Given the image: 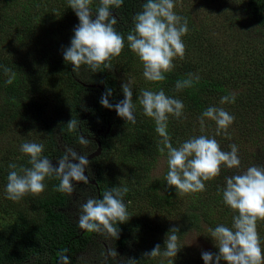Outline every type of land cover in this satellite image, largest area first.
I'll use <instances>...</instances> for the list:
<instances>
[{
	"label": "trees",
	"instance_id": "trees-1",
	"mask_svg": "<svg viewBox=\"0 0 264 264\" xmlns=\"http://www.w3.org/2000/svg\"><path fill=\"white\" fill-rule=\"evenodd\" d=\"M28 1L0 0V132L7 128L10 129L8 132L12 131L15 126L18 129L25 128L20 125V120L25 119L27 126L30 123L37 129L35 143L44 146L42 157L48 159L64 158L58 136L65 146L79 145L81 137L89 139L88 145L93 149L100 142V155L86 164L87 177L95 183L83 180L78 183L79 187L86 190L84 202L89 198L102 199L104 192L113 187L128 188L122 197L124 202L129 203L130 199L136 198L145 201L144 204H137L139 207L134 212L126 203L130 219L125 223L113 224L117 231L120 230L118 238L113 236L114 246L127 253V259L118 260L112 256L102 264H161L162 261L168 264L169 260H172V264H191L193 258L184 252L179 241L180 251L176 257L161 255L152 258L143 254L150 252L157 244L163 252L166 234L172 227L179 228L176 233L178 238L187 230L202 232V223H207L206 232L218 225L229 227L231 223L232 227L233 217L238 213L224 203L223 190L226 188V179L237 172L231 170L229 175L228 169L226 174L204 181V191L188 193L167 186V161L162 174L150 176L149 164L157 159V155H167V149L163 153L160 151L163 138L156 132L154 119L144 114L142 105L138 103L139 96L142 90L158 92L163 89L167 96L183 102L182 116L177 118L169 114L167 121L166 131L173 147L178 148L188 139L204 135L227 142L228 146L221 148L222 151H231L230 146L233 144L238 149V133H228L226 129L217 135L213 133V129H217L214 121L205 119L203 130L200 124L202 113L207 108L224 109L228 103L230 107L233 105L237 108L228 112L234 119L240 116L242 123L248 122V125L244 123L247 127L241 133L252 140L256 130L264 134V0L234 2L241 9L233 14L231 20L236 24L234 31H237L239 37L238 48H242L235 56L245 55L244 61H249L250 67L237 64L236 70L230 71V75L224 78L223 75L218 77L214 73H204L198 69L195 61L183 56L173 64L170 72L164 73V81L144 80L134 84L132 102L138 108L134 106L135 123L120 118L114 109L103 107L100 100L108 88L112 89L109 103L115 105L124 99L116 74L140 61L130 49L127 35L133 32L134 17L142 11L146 0H123L119 8L110 9L117 19L114 27L124 37L121 54L106 61L111 67L101 65L93 71L89 66L81 65L75 72L70 62L63 59V49L70 46L74 29L79 24L68 0H58L61 2L58 12L48 8L45 14L32 11V5L26 4ZM36 1L32 0V3ZM5 7H10L9 12L2 11ZM14 7H21L25 12L22 16L24 18L20 17L25 23L20 30L23 36L28 32L27 21L31 20L54 29L48 31L53 38L47 36L51 41L40 46L39 56L34 59L28 57V52L21 54L18 43L3 35L4 30L18 25L15 22L19 21L20 15L18 11L14 13ZM99 7L100 0H92L93 15ZM245 20H249V23H245ZM250 20L255 28L252 31L258 32L260 36V43H250L248 37L251 34L244 29V26H251ZM202 33L208 31L203 28ZM235 50L231 48V51ZM5 67L15 73L11 84L6 83L11 73L5 74ZM189 74L192 75L193 86L178 91L177 81L189 78ZM197 76L198 82L195 81ZM42 88L47 91L42 92ZM231 94L235 95V101L222 104L221 98ZM13 117H17L16 122ZM197 117L200 118L197 120ZM182 118L185 119L184 123ZM69 120L76 121L72 130L68 127ZM193 120H197L199 127H193ZM252 127L251 133L249 130ZM209 132L215 135L210 136ZM260 139L264 141V135H260ZM29 159L28 155L17 148L11 149L8 154H0L2 190H6L8 174L13 170L9 165L15 164L16 170L31 167ZM118 163H126L122 174L117 172ZM112 169L115 174L110 173ZM43 183V192L28 193L25 198V204H29L27 207H23L25 204L19 202L21 200L13 202L3 194L4 217H8V220L0 224V264H82L79 255L88 247L92 231L78 228L77 221L66 210L70 196L67 192L56 190L60 183L56 173L46 177ZM135 206L132 203V207ZM175 213L179 221H170L168 215L175 216ZM259 221L258 226H261L263 233V236H259L260 242H264V220Z\"/></svg>",
	"mask_w": 264,
	"mask_h": 264
},
{
	"label": "clouds",
	"instance_id": "clouds-1",
	"mask_svg": "<svg viewBox=\"0 0 264 264\" xmlns=\"http://www.w3.org/2000/svg\"><path fill=\"white\" fill-rule=\"evenodd\" d=\"M70 8L78 17L79 24L74 29V36L70 46L63 49L64 61L70 62L72 71H77L81 65L89 66L93 71L103 65L111 67L106 61L119 56L124 48V37L120 35L114 25L117 24L115 16L111 15V8H119L123 0H100L95 19L90 8L92 0H68ZM173 0H146L142 11L134 17V29L127 35L130 49L143 63V75L146 80L160 82L165 80L164 73L170 72L174 65L173 59L183 58L185 45L182 41L187 31V22L181 23L182 18L173 11ZM5 74L11 73L6 83L11 84L15 73L5 67ZM199 81V77H195ZM192 75L179 80L176 89L182 90L193 86ZM121 89L124 99L115 105L109 103L112 89H106L100 103L103 107L114 109L117 115L125 121L135 123L133 92L130 82L122 83ZM235 95L224 96L221 103L234 102ZM139 103L144 114L154 119L156 132L163 138V153L167 149L168 172L166 184L174 187L181 193L199 192L205 190L204 181L211 180L221 172V166L228 168L239 167L238 149L231 145V151H222L215 138L204 135L193 137L183 142L178 148L173 147L167 129L169 114L179 118L183 114L184 104L165 94L163 89L158 92L142 90ZM205 119L212 120L217 125L216 134L234 121V117L223 108L209 107L200 118L203 130ZM76 121L69 120L68 127L72 130ZM89 139L81 137L80 143L87 145ZM44 146L34 142L24 143L21 151L30 157L28 163L31 167H21L16 170L15 164H10L13 169L9 172L6 184L7 198L19 201L25 194H38L44 191L43 181L46 177L56 173L60 183L56 189L59 192L71 193L73 180L86 181L83 165L88 163L87 156H76L77 163L73 164L64 160L59 161L54 167L51 161L42 157ZM75 155V154H74ZM128 192L127 187H113L105 191L102 199L89 198L80 206L81 215L79 225L89 231L106 230L118 238L119 231L113 224L125 223L128 217L126 204L122 197ZM224 203L238 215L233 217L232 227L218 225L209 229L211 239L216 241L218 253L203 252L204 264H264V251H262L260 237L257 232V221L264 220V167L251 166L244 173L233 175L226 179V188L223 190ZM178 227H172L164 240L165 250L161 252L159 244L150 252H145V257L157 256L176 257L179 250ZM118 255L114 250L110 253ZM163 264V261L161 262ZM172 264V260L168 261Z\"/></svg>",
	"mask_w": 264,
	"mask_h": 264
},
{
	"label": "rangeland",
	"instance_id": "rangeland-1",
	"mask_svg": "<svg viewBox=\"0 0 264 264\" xmlns=\"http://www.w3.org/2000/svg\"><path fill=\"white\" fill-rule=\"evenodd\" d=\"M237 0H173L174 2V13L182 18L181 23L184 21L187 22V33L182 36V41L185 45V53L184 57H189L193 61L198 64V69L203 71L204 73H209L210 75L216 74L218 77L230 75V71H235L237 64L242 66L250 67L251 63L249 61H244L245 55L235 56L238 51L242 48L239 44V37L237 35V31L235 29V23L231 20L233 14L240 10L241 8L236 7L234 2ZM32 5V11H38L39 14H45L48 8H52L54 11L58 12L61 7V2L58 0H38L32 3V0H29L28 3ZM226 5V6H225ZM91 8V5H90ZM10 7H5L2 11L9 12ZM18 11L19 17L16 20V24L13 25L11 29L4 30L3 33L5 38L13 39L18 43V48H21V54H25L28 52L29 56L34 59V57H38L40 53V46L49 44L51 41L49 38H53L49 36L48 31H53L52 27L47 26V24H40L39 22H35L34 20L27 21L28 32L26 36H23V33L20 30L24 27L25 23H23L20 19L25 15L24 10L21 7H14V13ZM190 11V12H189ZM31 15V13H29ZM245 23H249V20H245ZM251 26H244V29L247 32H250V43H260V36H258V32L255 33L253 30L255 28L252 26V21L250 20ZM203 28L208 31V33H202ZM49 36V38H47ZM210 37V38H209ZM194 38V40H193ZM209 38V39H207ZM47 42V43H44ZM264 43V38L262 39ZM200 45V47H198ZM231 48L236 49L235 52L231 51ZM238 48V49H237ZM25 56V55H23ZM240 59L241 61L237 60ZM180 60V57H176L173 59V64H176ZM140 62V61H139ZM135 62L134 65H130L128 68L116 74L118 80L120 81V90L122 83L130 82L131 89L134 84L142 82L146 80L143 75L144 68L142 62ZM214 73V74H213ZM44 88L41 89L43 92ZM47 91V90H44ZM234 91V90H233ZM141 96H139L140 99ZM139 103V102H138ZM140 104V103H139ZM141 105V104H140ZM230 103L226 104L224 110L226 112L237 109L235 106H229ZM135 109H138L134 104ZM230 109V110H229ZM200 118V117H199ZM197 117V120L199 119ZM252 117H246V119H250ZM183 123L185 119L182 118ZM197 120H193V127H199L197 125ZM13 121H17V117H13ZM192 121V118H191ZM246 121V120H243ZM239 122V123H238ZM27 121L25 119L20 120L21 127H25L23 129H18V126H15L14 130L9 131L10 129L2 130L0 132V154H8L11 149H21V146L24 143L34 142V137L37 133V129L33 127L30 123L29 127L27 126ZM237 123V124H236ZM248 125V122H244ZM240 121V116H237L234 121L227 127L228 133H238L240 145L238 148V158L240 160L239 167L228 168L226 166H221V174H226L229 169V175H231V170L237 172V174L244 173L251 166H259L264 167V141L260 139V135L263 132L259 133L256 130L253 133L254 140L252 138H248L246 134L241 133V131L245 130L247 125H245ZM217 127V125H214ZM196 127V128H197ZM243 127L242 130L240 128ZM253 127L251 130L252 133ZM217 129H213V133L216 134ZM221 133V131H220ZM210 136L215 135L209 132ZM221 148L228 146L227 142L222 140H217ZM58 144L61 149L64 151V158L67 157V161L70 163H77L76 156H87L94 149L91 148L88 144L82 145H70L65 144L61 140L60 136H58ZM231 145V144H230ZM222 150V149H221ZM227 152V151H226ZM101 153V151H100ZM75 154V155H74ZM100 155V154H99ZM117 157V156H116ZM157 159L149 164L148 172L151 176H157L162 174L164 171L167 155H157ZM64 158L57 157L54 159L53 157L49 159L54 167L58 166V162L64 160ZM126 166V163H118V173L122 172V169ZM92 168V165H90ZM89 168V167H88ZM90 169V168H89ZM110 173L115 174L114 169L111 170ZM117 173V175H119ZM234 173V175H237ZM139 180V178H136ZM79 181L73 180V191L69 193L70 202L67 207L68 213L77 221L78 228H81L79 225V216L81 215L80 206L85 203L84 199L86 197V190L79 187ZM3 194H6V190H2L0 188V224L3 220H8V217H4L5 207L2 205L5 202ZM28 193L25 194L19 201L23 205L27 203L25 199ZM23 199V200H22ZM17 202V201H13ZM129 205V209L134 212L137 211L139 205L144 204L145 201L134 199L125 204ZM132 203L136 204L135 207H132ZM25 204L23 207H27ZM32 214L34 213L33 210ZM170 221H179L178 214L175 213V216H170ZM177 217V218H176ZM231 222V219H230ZM260 221H257V232L259 236H263L261 226H258ZM231 227V223L228 224ZM203 231L197 232L194 230H187L181 234V237L178 238L179 243L182 245L184 252L190 254L193 258L191 264H200L202 263V253L203 252H211L213 254L218 253V249L215 244L216 241L211 239V233L207 231V223H202ZM114 238L111 234H109L106 230H103L101 226V231H92L90 235V243L85 251L81 252L79 255V261L82 264H102L107 258L112 257L110 253L114 250L117 251L118 255L115 257L118 260L127 259L128 254L122 252L118 248L114 246ZM261 243L262 251H264V242ZM114 257V256H113ZM204 262V261H203ZM221 264H224L221 261Z\"/></svg>",
	"mask_w": 264,
	"mask_h": 264
},
{
	"label": "water",
	"instance_id": "water-1",
	"mask_svg": "<svg viewBox=\"0 0 264 264\" xmlns=\"http://www.w3.org/2000/svg\"><path fill=\"white\" fill-rule=\"evenodd\" d=\"M110 12H111V15L114 14V11H113V10H110ZM95 14H96V13H95ZM95 14H94V16H93V19H95ZM100 151H101V145H100V142H98L96 149H94L92 152H90V153L87 155L88 162H89L92 158L98 156V155L100 154ZM83 171H84L85 176L87 177V174H86V164L83 165ZM86 181H87V182H91V183H95V181L90 180L88 177H87V180H86ZM83 230H85V229H83Z\"/></svg>",
	"mask_w": 264,
	"mask_h": 264
}]
</instances>
